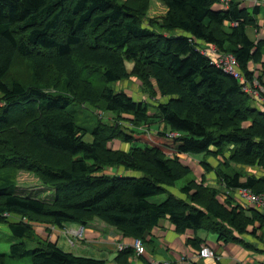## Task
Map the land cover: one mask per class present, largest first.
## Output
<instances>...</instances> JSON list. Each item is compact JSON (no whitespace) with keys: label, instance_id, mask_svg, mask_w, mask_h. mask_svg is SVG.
<instances>
[{"label":"trees","instance_id":"obj_1","mask_svg":"<svg viewBox=\"0 0 264 264\" xmlns=\"http://www.w3.org/2000/svg\"><path fill=\"white\" fill-rule=\"evenodd\" d=\"M158 1L166 13L150 19L149 0H0V225L15 239L9 256L29 257L30 264H105L39 239L34 222L84 228L97 219L142 241L166 217L180 234L211 227L209 219L239 235L255 222L264 227L261 213L248 218L241 205L218 201L225 189L264 197V176L241 181L237 170H264L263 104L199 52L214 45L233 55L247 79L262 65L257 81L264 89V43L246 33L257 28L260 8L233 0L227 9L220 0ZM18 66L29 74L15 78ZM132 78L149 100L115 89ZM86 111L128 115L132 128L80 126L78 114L84 123ZM113 141L128 149H111ZM182 155H201L218 187L187 180L180 188L186 200L170 193L190 174ZM20 171L53 190L52 200L17 193ZM9 215L23 220L7 222ZM201 242L191 241L196 248ZM119 254L127 263L134 250Z\"/></svg>","mask_w":264,"mask_h":264},{"label":"crops","instance_id":"obj_2","mask_svg":"<svg viewBox=\"0 0 264 264\" xmlns=\"http://www.w3.org/2000/svg\"><path fill=\"white\" fill-rule=\"evenodd\" d=\"M255 2H257L256 6L260 8L255 16L257 28L248 27L246 33L255 42L261 40L264 43V0H245L241 7L248 8L251 11L255 6ZM261 62L264 64V46ZM261 66L260 64L256 65L257 73L259 68L262 69ZM262 80L264 81V77ZM160 129H162V126ZM119 149L126 151L128 145L121 144ZM189 157L197 163L203 160L202 156ZM237 168L243 173L241 181H245L246 176L254 175L257 178L264 176V170L260 171L256 167ZM118 173L123 174V171ZM126 174L131 175L130 173ZM184 185L185 182L179 187L175 184L174 188L168 190L176 198L186 200V196L180 192V188ZM234 194L236 195V193ZM232 205L240 206L238 201ZM242 209L244 215L248 218H252L253 211L259 213L257 208L247 205H242ZM208 221L214 225L196 231L186 230L180 234L176 232L175 226L168 217L162 219L156 227L145 235L143 239L145 253L138 256L134 251L133 255L127 257V263H125V258H120L122 256L119 254L118 247L123 245L127 249H132L131 245L134 239L123 237L115 228L107 226L97 219L89 222L84 227L82 239L77 242L78 245L75 244L73 247L68 245V237L62 228L76 230L80 227L77 224H68L62 228L47 225L49 233L45 234L46 237L43 240L54 243L63 251L71 252L74 255L98 257L105 264H159L164 260L171 264H264V227H260L255 222V229L248 227L244 234L239 235L225 223L218 225L213 223L211 219ZM192 240H200L202 242L196 248L191 243ZM202 246H208L213 249L215 258H198L197 253Z\"/></svg>","mask_w":264,"mask_h":264},{"label":"rangeland","instance_id":"obj_3","mask_svg":"<svg viewBox=\"0 0 264 264\" xmlns=\"http://www.w3.org/2000/svg\"><path fill=\"white\" fill-rule=\"evenodd\" d=\"M245 0H240V6H242V3L244 4ZM253 4V3H252ZM254 4H257V2H255ZM166 13V9L165 7L162 5V3H160L158 0H149V10L147 12V18H155L157 16H163ZM222 31H228V29L226 27H222ZM256 66L252 67L253 69H255ZM126 68L128 70H130L132 68V63L128 62L126 63ZM261 71V69H260ZM259 71V73H260ZM15 78H20V77H25L27 74H29V69L25 68V67H20L18 66L15 70ZM257 74V76H259L260 74ZM115 89L117 91L122 90L123 92H125L126 94H128L129 96H131L133 99L135 100H147L148 96H145L144 93H142V90L140 88V84L135 80V79H129L127 81L121 82V83H117L115 85ZM264 97V94H263ZM149 100V99H148ZM263 104V109H264V100L261 101ZM2 103H0L1 105ZM259 106L257 104L254 105ZM97 110L99 111L100 108L97 107ZM87 115L89 116L87 120H84V123L80 120L79 114H78V125L80 126H85V127H92L94 125L95 122L101 121L102 123H104V125H108L109 127H113V126H119L122 130L128 132V130L130 131L132 128V124L130 123V118L128 117V115L125 114H119V113H113V112H107V111H101L98 114H96V112L93 113H88V111H86ZM137 129L136 130H140L141 128H143V126L141 125H137L136 126ZM141 127V128H140ZM135 128V127H133ZM163 128V127H162ZM84 140L86 142H91L92 141V136L87 134L85 135ZM120 142L118 141H113L110 142V144L108 143V146L111 149H119V145ZM201 157V155H194L193 157ZM196 159V158H194ZM205 160V159H204ZM208 165H210L212 168H215L217 165V162L213 159H206ZM181 163L183 166L188 167L191 171L190 174H188L184 179L180 180L179 182H177V187L181 186L184 182H186L187 180H193L196 184H201L203 187L205 186H213V187H218V180L216 179V176H214V173L212 171H210L209 173L205 171V169L203 168V166L198 162L194 161L191 157L184 155L181 158ZM257 169H259L260 171H262L263 169H260L258 167H256ZM206 175H208V177H206ZM15 180H16V185H17V193L24 195V196H30V197H35L38 199H42L45 201H51L53 198V190H51L50 188L44 186L43 184H41V182L32 174L28 173V172H24V171H20L17 172L16 176H15ZM204 180V181H203ZM215 181V182H214ZM218 191V190H217ZM234 192H232V194H226V189L224 191H222V193L219 194L218 196V201L222 204H224L225 202H227V200L231 201V204H233L234 202H237V198L236 195L234 194ZM165 198V195L160 196L157 201L162 200ZM7 222H11V223H18L19 221H21L20 218H18V216H7L6 219ZM33 228L35 233L37 234V237H39V239L43 240L44 237H46V233H49L47 224L45 223H33ZM15 239L12 237L7 225L1 224L0 225V254H3L6 257V264H30V259L28 258H13L11 256H9V247L10 245L15 242ZM62 244V243H60ZM76 245L77 242H76ZM67 248V247H66ZM72 250V249H71ZM68 252V251H66ZM71 253V252H69ZM144 254V253H143ZM82 257H86L83 255H80ZM89 258H95L98 259V257H89ZM162 262V261H161ZM164 262V261H163ZM168 262V261H167ZM160 264V263H159Z\"/></svg>","mask_w":264,"mask_h":264},{"label":"built area","instance_id":"obj_4","mask_svg":"<svg viewBox=\"0 0 264 264\" xmlns=\"http://www.w3.org/2000/svg\"><path fill=\"white\" fill-rule=\"evenodd\" d=\"M228 0H220V4L225 5ZM257 5V4H256ZM199 52L207 55L210 58V62L220 69H222L225 73L234 77L241 85L242 91L253 96L256 101L262 103L264 100L263 94L264 89L257 81L256 71L252 68L254 72L252 79H247L243 76L239 69L238 64L233 55L228 53L219 52L214 45H204L199 49ZM232 194V190L226 191V194ZM236 193L237 201L239 204L247 205L250 207L257 208L259 213L264 215V197L263 195H259L254 193L252 190L247 188H238L234 191ZM63 232L68 236V244L70 246H74L76 241L82 239L83 236V227H80L78 230L73 229H63ZM127 247L120 245L118 247L119 251L126 249ZM131 248L135 251L136 255H142L145 253V248L143 241L141 239H134L131 245ZM198 258L200 259H214L215 251L208 246H202L197 253ZM160 264H171L167 261H162Z\"/></svg>","mask_w":264,"mask_h":264},{"label":"clouds","instance_id":"obj_5","mask_svg":"<svg viewBox=\"0 0 264 264\" xmlns=\"http://www.w3.org/2000/svg\"><path fill=\"white\" fill-rule=\"evenodd\" d=\"M228 1H229V0H228ZM255 6H256V4H255ZM221 8H222V9H227V3H226L225 5H223V6H222V4H221ZM182 156H184V155H182ZM180 159H181V156H180Z\"/></svg>","mask_w":264,"mask_h":264}]
</instances>
